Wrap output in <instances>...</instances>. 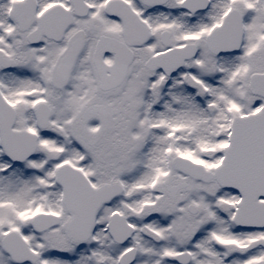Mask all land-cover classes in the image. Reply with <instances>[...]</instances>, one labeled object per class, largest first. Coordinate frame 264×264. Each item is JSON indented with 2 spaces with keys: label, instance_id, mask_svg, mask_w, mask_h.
<instances>
[{
  "label": "snow or ice",
  "instance_id": "1",
  "mask_svg": "<svg viewBox=\"0 0 264 264\" xmlns=\"http://www.w3.org/2000/svg\"><path fill=\"white\" fill-rule=\"evenodd\" d=\"M0 264H264V0H0Z\"/></svg>",
  "mask_w": 264,
  "mask_h": 264
}]
</instances>
